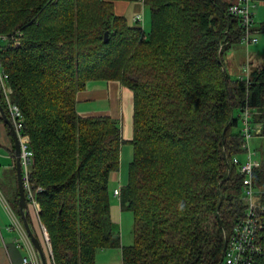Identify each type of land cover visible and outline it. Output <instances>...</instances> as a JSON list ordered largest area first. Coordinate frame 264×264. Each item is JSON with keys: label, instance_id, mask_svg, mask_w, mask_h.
<instances>
[{"label": "trees", "instance_id": "1", "mask_svg": "<svg viewBox=\"0 0 264 264\" xmlns=\"http://www.w3.org/2000/svg\"><path fill=\"white\" fill-rule=\"evenodd\" d=\"M139 1L150 7L148 31L110 13L91 39L95 28L75 25L69 13L81 0H0V59L33 152L30 181L50 264H95L108 248H121L123 264H223L226 237L244 212L243 175L231 159L243 152L246 107L264 135V63L249 83L223 68L221 44L227 50L242 34L231 0ZM95 80L133 92L132 160L119 193L134 216L127 246L110 217L119 122L77 110V93ZM0 103L8 113L1 88ZM253 182L264 198V150ZM10 203L20 215L17 184ZM262 222L254 264H264Z\"/></svg>", "mask_w": 264, "mask_h": 264}, {"label": "built area", "instance_id": "2", "mask_svg": "<svg viewBox=\"0 0 264 264\" xmlns=\"http://www.w3.org/2000/svg\"><path fill=\"white\" fill-rule=\"evenodd\" d=\"M250 0H231L228 6L230 14L236 16L239 19L242 27L241 43L246 46L257 42V38L252 36L251 28L253 26L252 13L250 11ZM1 37V36H0ZM251 68L247 62H245L237 75V78L249 83ZM8 75L5 72L2 61L0 59V88L4 96L5 104L8 108V117L12 122L18 137L21 142V171L22 179L25 189V196L28 206L34 208V212L38 215L39 207L35 199V191L30 181V165L32 151L28 147L29 138L26 134L22 133L23 130V115L16 103L10 100V94L12 93L11 87L7 83ZM241 123L243 142L241 148L243 152L247 153V159L241 161L239 156H234L231 159L232 165H234L239 173L243 175L242 178V200L245 204V209L240 218L235 223L232 232L226 237L225 251L223 255V264H254L257 256L261 254V246L259 244V234L263 228L262 217L264 216V198L259 195L253 182V171L260 166L257 160H252V155L249 147V140L252 136V132L256 131L252 120V113L248 107L241 112ZM255 128V130H254ZM40 191L41 188H37ZM115 195H119V189L114 190ZM0 203L4 207L11 225L8 229L15 230L18 233L16 237V246L22 247L26 254L21 258V264H41V260L38 252L35 250L31 239L26 237V231L24 230L23 223L19 216L13 210L11 203L7 200L0 187ZM43 233L47 236L46 229L42 225ZM24 231V235H22ZM1 232V226H0ZM51 259V255H50Z\"/></svg>", "mask_w": 264, "mask_h": 264}, {"label": "rangeland", "instance_id": "3", "mask_svg": "<svg viewBox=\"0 0 264 264\" xmlns=\"http://www.w3.org/2000/svg\"><path fill=\"white\" fill-rule=\"evenodd\" d=\"M64 3L66 0H62ZM76 3L77 0H71ZM117 0H81L80 4H75V7L73 11H70V15H72L74 19V24L75 23H80V25H84L86 27L90 28H95L94 32H92L90 35L92 36L91 39H93L94 33L98 29H103L105 28V25L101 26L100 23L104 21L106 24L104 18H108V14L112 13L113 15H123L125 16L130 23L133 24H139L141 28L144 30L148 31L149 30V25H150V7L146 6L142 1L143 4H137L134 2H129L126 5L125 10L123 13L120 12L119 8V3L121 2H115ZM229 1V0H228ZM126 3V2H123ZM250 11L252 13V18L254 21L253 27H254V32L252 33V36L257 38L256 43H252L249 45L242 44L241 42L234 43L230 46L229 49L225 50L227 46L225 44H221V47L219 48V51L221 52V58L223 61V68L230 74V78L234 79L236 78L241 70L242 65L247 62L250 65V68L252 69L253 67H259L264 63V0H250ZM142 10V11H141ZM117 14H116V13ZM131 16H134L133 19L131 20ZM161 21V16L156 15V18L154 19L155 21V26L159 27L160 22L157 23V19ZM66 21L60 20L58 21L57 24H63ZM69 20H67L68 23ZM76 25V24H75ZM263 27V28H262ZM3 95V94H2ZM4 108V107H3ZM5 110V109H4ZM8 110V108H7ZM6 112V111H5ZM22 112V111H21ZM7 117L8 113L6 112ZM10 120V117H8ZM3 122V120H0ZM258 120L255 118V127L257 130L252 132V136L249 140V147L252 153V160H257L259 163L261 162V153L264 150V135L261 130L262 123L257 122ZM260 121V120H259ZM12 123V122H11ZM13 125V124H12ZM8 127V126H7ZM14 127V126H13ZM239 127H241V123H239ZM15 129V128H14ZM255 130V128H254ZM11 135V134H10ZM20 140V139H19ZM21 143V142H20ZM121 158L120 160L124 158L125 162L128 164L132 160V150L133 147L131 144L127 143V145H121ZM125 148L131 149L130 152H126ZM33 154V152H32ZM14 161L15 157L13 156ZM239 158L241 161H244L247 159V153L242 152L239 155ZM31 161L33 162V155L31 157ZM32 166V163H31ZM121 166V163H120ZM30 167V166H29ZM14 175V182L15 185L17 184V178L16 174L13 171ZM115 176V181L114 184H121V186H124L127 182L128 178V167L127 171L123 172L120 169L117 173L114 174ZM120 178V179H119ZM111 185V184H110ZM112 186V185H111ZM6 193V192H5ZM120 193V190H119ZM8 196V194L6 193ZM120 195V194H119ZM8 198V197H7ZM9 201L13 199V197L8 198ZM117 203V219L119 220V225L121 226V229L119 227V232H120V237L122 241V233L125 234V242L127 245H131L133 243V238H134V216L131 210H129L125 205L120 204V210L118 208V205L120 202L116 200ZM29 208V207H28ZM27 208V215L29 219V225L32 227V229H36L38 233H41L40 236L43 242V250L47 258L48 264H50V255H51V261L53 262V255H52V249H51V242L49 238V234L46 230L47 236L43 233L42 229V223L40 221L39 215H37L34 212V208L30 207V211ZM16 210V209H15ZM2 214L4 215L3 211ZM7 217V216H6ZM27 219V220H28ZM5 221H9L8 218H5ZM25 230V227H24ZM26 231V230H25ZM26 237H28L27 232ZM24 235V231L22 233ZM54 263V262H53Z\"/></svg>", "mask_w": 264, "mask_h": 264}, {"label": "crops", "instance_id": "4", "mask_svg": "<svg viewBox=\"0 0 264 264\" xmlns=\"http://www.w3.org/2000/svg\"><path fill=\"white\" fill-rule=\"evenodd\" d=\"M115 2L119 3L120 12L126 8L129 0H117ZM126 2V3H123ZM137 4H143L141 1H131ZM142 8V7H141ZM143 10V8H142ZM141 10V11H142ZM116 13V12H115ZM117 14V13H116ZM119 15V14H118ZM123 16V15H120ZM125 17V16H124ZM131 20L134 16H131ZM237 76V75H236ZM77 110L81 116H110L119 122L121 137L123 139V145L130 144V140L133 136V92L126 86L120 84L117 80H95L89 81L86 88L77 93ZM132 146V145H131ZM122 147V146H121ZM131 149L125 148L126 152H130ZM133 151V150H132ZM14 146L13 139L9 134L7 125L0 121V187L6 198L13 197L15 188V178L13 171H15V161H14ZM121 158V152H120ZM126 160V159H125ZM123 160H120L121 166L117 171L111 172L109 177V184L111 189V205H110V217L113 226L119 231V220L117 219V203L120 202L119 196L114 194L115 189H121V184H114L115 176L114 174L118 171H127L128 164ZM119 163V164H120ZM120 179V178H119ZM128 180V178H127ZM8 196L6 195V193ZM7 200L9 201V199ZM10 202V201H9ZM29 207V208H28ZM30 211V207L28 206ZM119 210L120 203L118 205ZM14 210V209H13ZM2 211L4 215L2 214ZM15 211V210H14ZM15 213L20 215L15 211ZM7 216V217H6ZM5 218L9 221H5ZM22 221V219H21ZM23 223V221H22ZM11 225V221L0 203V264H21V258L26 254V251L22 247L16 246V237L18 233L15 230L8 229ZM33 234L39 240L41 246L43 247V242L36 229H32ZM122 231V229H121ZM122 246H127L125 242V234L122 233ZM95 264H123L122 262V250L121 248H108L100 249L96 253Z\"/></svg>", "mask_w": 264, "mask_h": 264}, {"label": "water", "instance_id": "5", "mask_svg": "<svg viewBox=\"0 0 264 264\" xmlns=\"http://www.w3.org/2000/svg\"><path fill=\"white\" fill-rule=\"evenodd\" d=\"M107 38V32L105 33V39ZM0 114L3 119V122L8 126L10 130L11 137L13 139V146H14V157H15V174L17 178V186H18V200H19V210H20V217L23 221V225L25 227V230L28 234V236L31 239V242L35 248V250L38 252L41 264H48L46 255L44 253L43 247L41 246L39 240L37 237L33 234L31 227L29 225V222L26 218V211H27V200L25 196V189L22 179V171H21V143L18 137V134L16 130L14 129L11 121L8 119L7 114L0 103Z\"/></svg>", "mask_w": 264, "mask_h": 264}, {"label": "bare ground", "instance_id": "6", "mask_svg": "<svg viewBox=\"0 0 264 264\" xmlns=\"http://www.w3.org/2000/svg\"><path fill=\"white\" fill-rule=\"evenodd\" d=\"M253 24H254V22H253ZM254 27L252 26V28H251V33H253L254 32Z\"/></svg>", "mask_w": 264, "mask_h": 264}, {"label": "clouds", "instance_id": "7", "mask_svg": "<svg viewBox=\"0 0 264 264\" xmlns=\"http://www.w3.org/2000/svg\"><path fill=\"white\" fill-rule=\"evenodd\" d=\"M119 196V195H118ZM24 226V225H23ZM30 238V237H29Z\"/></svg>", "mask_w": 264, "mask_h": 264}]
</instances>
